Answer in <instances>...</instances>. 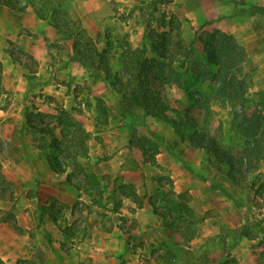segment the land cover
Instances as JSON below:
<instances>
[{
  "label": "crops",
  "instance_id": "crops-1",
  "mask_svg": "<svg viewBox=\"0 0 264 264\" xmlns=\"http://www.w3.org/2000/svg\"><path fill=\"white\" fill-rule=\"evenodd\" d=\"M96 1L89 7L82 0H73L75 8H72V13L81 17L90 34L103 33L101 25L106 24L102 22L103 16L111 12L108 4L101 5ZM120 5L118 8L123 11L124 5ZM173 6L183 27L211 26L234 34L237 41L248 47V56L258 62L257 68L264 69V30H259L257 12L251 9L264 7V0H176ZM95 9L103 13L94 14ZM237 10L244 12L237 13ZM93 15L95 21L90 19ZM63 37L33 8L17 11L0 4V140L13 146L11 150L5 148L1 164L4 177L13 184L15 191L13 198L11 195L0 197V209H13L17 223L23 228L19 232L11 222L0 221V259L5 264H20V259L27 260L36 254L39 247L32 244L29 232L34 226L36 213L44 216L45 226L51 233L52 241L45 248L50 264H121L123 253L132 254L130 244L121 236L118 221L107 228L96 211L89 213L77 207L79 203L87 204L86 194L68 181L66 173L55 170L51 139L38 129L42 123L25 120L24 108L31 103L37 106L35 111H52L45 102L46 96L60 98L64 109L77 112L76 107L83 94L75 92V82L83 75L89 84L91 100L98 98L107 107L100 131L94 132L89 139L90 146L96 144L89 152V158L93 152L109 154L107 159L92 161L91 170L99 180L109 175L117 178L108 183L118 204L117 209L108 211L111 216L129 217L131 222L137 223L138 229L145 230L150 220L153 223L159 219L155 207L163 200V190L169 185L175 192L171 199L186 201L197 222L192 224L182 217L185 227L163 226L159 231L183 235L193 226L190 247L195 246L211 256L213 264H230L227 262L229 257L236 264H261L262 252L259 250H264V244L259 246L256 238L244 231L245 224L252 219L247 211L254 210H251L253 203L250 201L253 192L246 182L235 183L221 172H214L207 179L201 178L183 161L196 170L201 166L203 149L183 141L172 125L145 115L142 110L123 114L119 110L117 94L95 74L79 68L75 61L66 62L62 69L55 67L47 42L60 41ZM259 41L263 42L261 48L255 47ZM11 42L37 62L38 95L31 85L35 78H25L24 67L7 51ZM259 85H264V80ZM84 112L89 117L83 116V124L92 131L90 122L93 116L99 115V110L93 105ZM51 125L56 128L55 123ZM141 125L156 133L161 140L154 162L145 158L147 148L133 136V129ZM95 134L100 135V143L96 142ZM165 175L169 176L170 184L163 180ZM213 183L220 186H213ZM126 186L131 189H125ZM182 193L186 194L187 200L180 197ZM53 200L65 206L61 214L51 207ZM42 208L49 209L52 216ZM256 210H262L264 215V206ZM77 216L84 219L87 237L69 247L63 243V228L65 224L72 225ZM76 232L83 231L78 229ZM134 263L135 260H131L124 264Z\"/></svg>",
  "mask_w": 264,
  "mask_h": 264
},
{
  "label": "rangeland",
  "instance_id": "rangeland-1",
  "mask_svg": "<svg viewBox=\"0 0 264 264\" xmlns=\"http://www.w3.org/2000/svg\"><path fill=\"white\" fill-rule=\"evenodd\" d=\"M59 1L19 0V2H16L26 4L35 10V6L38 8H42V6L43 8L45 6L52 7L58 4ZM83 1L86 2V5L92 7L91 4L96 0ZM175 1L98 0L96 2H99V4H108L111 7V12L103 16L104 20L102 22L106 24L101 25L103 30L101 34L100 32L98 34H90L81 17L75 16L72 13V8H75L73 0H70L71 9L69 15L79 20L100 51H108L113 74L121 78L126 85H145V83H142L144 79L143 75L141 77L136 76V79L133 80L131 74L144 72V66L140 65V63H144V56L153 58L150 61L148 60L147 63L150 66L149 72L151 73L150 80L147 84L150 85L151 89L159 91L163 99H167L173 109L182 113H189L195 125L209 130L210 134L217 137L219 143L227 148L232 155L236 158H242L244 157L247 138L241 126V121L244 118L243 113L245 112L246 116L248 115L247 117H250L253 116L255 109H259L263 111L264 115V85H259L264 80V69L257 68L258 62L248 56V47L237 41L231 32L211 26H198L197 28L189 26L183 27L180 16L173 10V2ZM0 4L5 5L3 2H0ZM120 4L124 5L123 11L118 8L119 6L121 7ZM251 9L257 12V26L259 30H264V9L260 7ZM95 12H100V15L103 13V11L101 12V10L96 9L94 10V14ZM50 13L51 11L48 12V14ZM59 16L63 19L61 21L66 20V15H63L61 10ZM90 17L91 20L95 21L94 15ZM45 19L51 22L50 18ZM106 19L107 21H105ZM60 32L64 35L62 40L47 42V49L53 55L54 66L62 69L66 62L75 61L79 68H84L89 74H95L109 86L108 80L98 76L89 66H84L77 60L72 59L75 54L73 38L68 37L62 31ZM144 41L148 44L158 42L156 47L159 49L160 54H153L149 46L145 53H143L144 56L139 53V49L143 46ZM262 43V41H259L255 47L261 48ZM10 44L11 46L7 51L10 54L13 53V55L11 54L12 57L22 64L25 69V78L29 80L35 78L33 82L31 81V85H34L33 88L36 89L34 93L38 95L40 93V88L38 87L40 83L35 74L38 70L36 67L37 62L31 56L26 55L18 45L12 42ZM165 46L167 48H164ZM131 53L134 54L131 55ZM163 54L167 58L163 59L161 57ZM134 56L136 57L134 59L135 61L132 60ZM130 59L132 60V64L129 63ZM133 67L135 68L133 69ZM153 73H158L163 76L158 78ZM104 75L105 73L102 72V76ZM139 77L142 79L141 81H139ZM83 78L84 76L82 75L75 82V92L83 94V96L79 100V105L76 107L77 112H71L84 126L83 116H88L84 110L90 109L93 105L98 108L99 115L93 116L90 122L93 125V130L89 131L91 138L94 132L98 133L100 131L102 127L101 122L107 114V107L98 98L96 101L91 100L89 97V84ZM86 95H88L87 98ZM38 101L40 103L42 102L40 100ZM61 101L60 98L45 97V102L50 105L52 111L43 113L50 114V117L38 115V111H35L37 106L33 103L29 104L24 108L26 122L31 123L36 121L39 124L42 122V126L45 128L52 127L51 124L55 123L54 126L56 127L58 111L63 108ZM140 101L142 104L145 100L141 99ZM52 102L54 104L51 105L50 103ZM243 108L244 112L242 110ZM137 110H142L145 114L142 105H137L134 111ZM168 114L174 117L173 112H169ZM250 127H252L251 124L249 126L247 125L248 129ZM84 128L87 130L85 126ZM262 129H264V120L259 130V135ZM133 136L139 140L141 145L147 148L145 152V158L147 160L152 158L155 151L161 145V140L143 125L133 129ZM95 137L96 142L100 143V135L95 134ZM188 142L191 146H194L190 141ZM86 143L88 149L87 154L85 156H78L75 160H70L69 167L75 183L90 201L87 204L85 202V205L79 203L77 207L89 213L96 211L101 215L102 223L107 228L112 227L114 222L118 221L117 224L122 231L121 236L128 241L133 254L132 256L131 253H123L120 257L121 264L131 260H135L134 264L215 263L213 258L205 254L201 249L195 246L193 248L190 247L191 242L185 239L187 234L181 235L178 232L159 231V227L161 228L163 226L170 227L175 225L185 227L186 223L182 222V218H164L157 214L159 219L153 221V223L150 220L145 230H142L138 229L137 223L131 222L129 217L111 216L108 211L116 205L117 197L108 188V183L113 178L114 180L117 178L111 175L103 176L101 178L104 180L102 183L101 179L99 180L91 170L92 161L102 158L107 159L109 154L107 152H93L92 157L89 158V152L96 144L90 146L89 140ZM6 147H8V150H11L13 146H10L9 143L5 145L0 140V197L11 195L13 198L15 192L14 186L2 173L1 161L4 157ZM203 151V160L201 166L196 169V173L206 176V179L214 172L225 173L230 178L231 173L239 176L237 172L231 170L230 166L219 162L211 150L203 149ZM163 178L166 184H170L168 175L163 176ZM243 182H246L247 187L250 189L251 186H254L255 189L258 188V190L263 191L264 162L260 160L255 167L251 168L248 171L246 179L239 183ZM170 190L169 185L165 186L163 200L155 207L159 213L169 211L167 209L170 207ZM31 191L34 192V188ZM251 191L253 192V190ZM111 197L112 201H110ZM185 199L187 200L188 198ZM250 201L253 203L251 210H254L253 212L247 211V215L252 219L249 218L250 221L247 219L248 224H245L244 227L246 229L244 231L249 236L255 237L256 242L261 246L264 244V215L262 210L259 211L256 209L264 206V196H255L253 192ZM52 205H54V210L57 214L60 211L63 212L65 209V206L57 204L56 201H53ZM43 210H46L52 216L49 209L42 208ZM14 213L13 209H0V221L12 223L11 217L15 215ZM176 216H179V213H176ZM183 218L189 220L192 224H196L197 222V218L191 210L189 214H183ZM85 227L82 216H77L72 225L65 224L63 228L65 241L63 243L71 247L85 239L87 237ZM190 227V231H192L193 226ZM78 229H81L83 232L77 233L76 231ZM29 232L32 244L37 245L39 248L32 258L27 260L20 259L19 263L50 264L45 248H47V244L51 243L52 237L45 226V218L43 215L41 218L40 214H35L34 226L29 229ZM259 251L262 252L260 256L261 264H264V250L260 248ZM227 262L236 264L232 257L227 258ZM0 264H5L2 259H0Z\"/></svg>",
  "mask_w": 264,
  "mask_h": 264
},
{
  "label": "trees",
  "instance_id": "trees-1",
  "mask_svg": "<svg viewBox=\"0 0 264 264\" xmlns=\"http://www.w3.org/2000/svg\"><path fill=\"white\" fill-rule=\"evenodd\" d=\"M19 0H0L8 7L22 11L25 10L28 6L26 4L17 3ZM34 7V6H33ZM264 9V7H260ZM63 15H66V20H63L59 16L60 10ZM71 2L70 0H60L58 4L52 7L45 6L43 8H38L35 6V11L41 18H50L51 24L55 26L59 31H62L68 37L73 38V49L74 56L73 60H77L84 66H89L98 76L103 77L105 80H108L110 88L117 94L119 98V110L123 114L133 113L137 105H142L146 115H152L157 117L170 125H172L181 139L188 140L194 146L206 150H211L218 159L219 162L225 163L231 167L232 171H235L239 176H235L231 173V179L235 183H239L246 179L248 171L255 167L256 164L261 160L264 162V129L261 130L259 135V130L261 129L264 115L263 111L255 109L253 116L247 117L246 113L243 110L244 118L241 121L242 131L246 135V146L244 149V157L236 158L232 153H230L227 148L221 145L217 137L210 134L209 130H205L194 124L193 119L190 118L189 113H182L178 110L173 109L167 99H163L162 94L159 91L152 90L149 82V77L151 75L150 66L148 60L150 61L153 58H148L143 55L147 50V47L151 49L153 54L159 55L160 51L156 47L157 43H147L143 42V46L139 49V53L144 56V63L140 65L144 66L143 73H133L131 78L134 80L136 76H144L143 80L139 77V81L142 80V83L145 85H126L121 78L117 75H114L112 72L110 59L108 57V51H100L96 44L93 42L90 35L87 33V30L80 24L78 19L70 17ZM51 11L50 14L48 12ZM244 12L243 10H237V13ZM64 22V23H63ZM169 42V40H168ZM157 44V45H156ZM164 48H167L166 46ZM13 55V53H11ZM134 53H131L133 55ZM163 59L167 58L165 54L161 56ZM136 57L134 56L132 60ZM130 59L129 63L132 64ZM135 61V60H134ZM146 62V63H145ZM158 63V62H157ZM135 67H133L134 69ZM135 71V70H134ZM102 72L105 73L102 76ZM158 78H161V74L153 73ZM152 74V75H153ZM153 75V76H154ZM1 77H2V62L0 61V90H1ZM144 81V82H143ZM141 99H144V103L141 104ZM100 101V100H99ZM59 114L56 117V128L59 129V132L56 131V128L44 126H38V129L41 133H46L51 139V156L53 161V166L57 172L66 173L68 181L73 184L76 188L80 189L79 186L75 183L72 173L69 170L70 160H75L78 156H85L87 154V141L90 138V132L87 131L82 123L77 120L71 111H68L64 108H61ZM173 112L174 117L170 116L168 113ZM40 116L50 117V114L43 113L38 111L37 113ZM32 123V122H31ZM42 123V122H41ZM252 125L249 129L247 125ZM154 135L156 133L152 132ZM157 136V135H156ZM158 137V136H157ZM150 161L154 162V155L152 158H149ZM183 164L189 168L193 173L197 174L203 179H206V176L196 173V170L187 165L184 161ZM94 174V173H93ZM213 186H220L219 184H212ZM131 189L129 186L125 189ZM251 190L255 193V196L263 197L264 190H258L251 186ZM133 192V191H131ZM173 190L169 191V196L174 195ZM180 197L186 198V194L182 193ZM55 201V200H53ZM52 201V202H53ZM170 207H168L166 213H159L164 218L180 219L183 217V214H189L190 208L186 201L175 202L170 199ZM141 205V202L139 203ZM174 208H173V207ZM51 207H54L52 205ZM118 204L114 206L113 209H117ZM60 211L59 214H61ZM176 213H179V216H176ZM177 217V218H176ZM42 218V215H41ZM12 224L17 231H23V228L17 223L15 215L11 217ZM187 234V235H186ZM185 239L190 241L194 233L193 231L183 233ZM128 243V241H127Z\"/></svg>",
  "mask_w": 264,
  "mask_h": 264
}]
</instances>
